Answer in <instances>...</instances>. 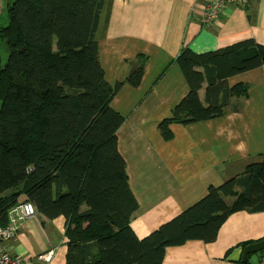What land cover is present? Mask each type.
Returning a JSON list of instances; mask_svg holds the SVG:
<instances>
[{
  "label": "trees",
  "instance_id": "trees-1",
  "mask_svg": "<svg viewBox=\"0 0 264 264\" xmlns=\"http://www.w3.org/2000/svg\"><path fill=\"white\" fill-rule=\"evenodd\" d=\"M107 2L12 0L6 7L0 224L25 194L46 219L64 218V264H162L169 247L214 241L231 213L264 211V157L209 185L203 197L139 238L130 225L137 201L117 147L123 116L110 102L122 84H140L147 57L130 60L124 80L106 81L98 41ZM175 63L187 92L158 123L164 140L173 136L171 123L220 118L234 97L246 95L247 84L229 79L264 66V45L246 39L202 53L185 47ZM249 255L244 264H251Z\"/></svg>",
  "mask_w": 264,
  "mask_h": 264
},
{
  "label": "crops",
  "instance_id": "crops-1",
  "mask_svg": "<svg viewBox=\"0 0 264 264\" xmlns=\"http://www.w3.org/2000/svg\"><path fill=\"white\" fill-rule=\"evenodd\" d=\"M11 1L0 0V27L8 23ZM209 1L108 0L102 15L98 52L106 81L124 80L129 61L137 54L147 57L140 84H122L110 102L124 117L117 147L137 201L130 225L139 238L203 197L209 185H220L264 157V66L229 79L248 89L231 100L222 117L171 123L169 140L157 129L187 92L175 63L182 48L202 53L246 39L264 43V0L225 4L207 23L203 14ZM5 57L7 47L0 41V64ZM19 225L15 236L2 243L12 257L28 258L23 264H64V218L46 219L36 212ZM263 236L264 211H236L221 224L214 241L169 247L162 264H237L242 252L238 244ZM50 249V261L37 259ZM257 259L256 253L251 264Z\"/></svg>",
  "mask_w": 264,
  "mask_h": 264
},
{
  "label": "built area",
  "instance_id": "built-area-1",
  "mask_svg": "<svg viewBox=\"0 0 264 264\" xmlns=\"http://www.w3.org/2000/svg\"><path fill=\"white\" fill-rule=\"evenodd\" d=\"M235 1L237 0H210L204 9V21L211 23L215 20L222 7L225 6L226 3H234ZM35 213V207L30 202H21L16 206H12V208L7 211L6 225L0 227V244L12 239L20 226L19 222L34 216ZM52 256L53 250L50 249L44 254L39 255V258L50 261ZM14 263L15 261H12L7 255L2 253L0 247V264ZM257 264H264V253L259 257Z\"/></svg>",
  "mask_w": 264,
  "mask_h": 264
},
{
  "label": "rangeland",
  "instance_id": "rangeland-1",
  "mask_svg": "<svg viewBox=\"0 0 264 264\" xmlns=\"http://www.w3.org/2000/svg\"><path fill=\"white\" fill-rule=\"evenodd\" d=\"M260 45H264V43H260V42H258ZM5 59H6V57H5ZM4 59V60H5ZM114 97V96H113ZM113 99V98H112ZM112 101V100H111ZM116 110V109H115ZM123 120H124V117H123ZM208 120H212V119H208ZM127 174V173H126ZM128 180V179H127ZM21 202H30L28 199H27V197H26V195L25 194H21L20 196H19V200H18V202L15 204V205H13V206H16L17 204H19V203H21ZM30 203H32V202H30ZM33 204V203H32ZM33 206H34V204H33ZM182 211V210H181ZM261 212H263V211H261ZM22 221H20L19 222V224L21 223ZM6 225V224H5ZM160 225V224H159ZM158 225V226H159ZM2 226H4V225H2V224H0V227H2ZM155 229V228H154ZM153 229V230H154ZM152 231V230H151ZM150 231V232H151ZM149 232V233H150ZM147 235V234H146ZM262 238H260V240H261ZM3 243V242H2ZM2 243L0 244V247H1V251H2V253L3 254H5V255H7L12 261H15V263L14 264H23L22 262H25L28 258H25V257H22V259L19 257V256H11L8 252H7V250L2 246ZM48 251V250H47ZM46 252V251H45ZM45 252H42V253H39V254H37V259L38 260H43V261H45V262H48V261H46V260H44V259H42V258H39V255H42V254H44ZM259 253V252H258ZM264 253V250H262V253L258 256V259H257V262H258V260H259V257L262 255ZM255 254L256 253H252V254H250L249 255V261L252 263V260H253V257L255 256ZM248 256V255H247ZM240 260V259H239ZM257 262H256V264H257ZM237 263V262H236ZM25 264H27V263H25ZM238 264V263H237Z\"/></svg>",
  "mask_w": 264,
  "mask_h": 264
},
{
  "label": "water",
  "instance_id": "water-1",
  "mask_svg": "<svg viewBox=\"0 0 264 264\" xmlns=\"http://www.w3.org/2000/svg\"><path fill=\"white\" fill-rule=\"evenodd\" d=\"M264 250V238L252 243L247 244L241 252L240 264H244L247 258V255L258 253Z\"/></svg>",
  "mask_w": 264,
  "mask_h": 264
}]
</instances>
